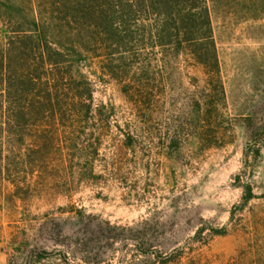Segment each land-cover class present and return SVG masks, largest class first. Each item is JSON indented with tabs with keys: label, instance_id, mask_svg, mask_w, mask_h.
<instances>
[{
	"label": "trees",
	"instance_id": "16d2710c",
	"mask_svg": "<svg viewBox=\"0 0 264 264\" xmlns=\"http://www.w3.org/2000/svg\"><path fill=\"white\" fill-rule=\"evenodd\" d=\"M209 1L0 0V187L10 186L8 199L68 198L78 186L119 181L121 154L141 139L170 138L167 148L179 149L193 134L212 146L226 94ZM184 57L204 85L178 116L162 106ZM91 74L118 84L123 115L95 103ZM239 186L234 226L232 211L228 225L205 235L201 225L171 246L156 242L149 219L121 225L66 203L59 210L78 230L37 220L57 225L61 238L50 237L52 247L16 243L19 260L8 264H264V200L251 203L252 186ZM215 236H234L236 248L214 252ZM73 246L90 254L78 257Z\"/></svg>",
	"mask_w": 264,
	"mask_h": 264
},
{
	"label": "rangeland",
	"instance_id": "374dc122",
	"mask_svg": "<svg viewBox=\"0 0 264 264\" xmlns=\"http://www.w3.org/2000/svg\"><path fill=\"white\" fill-rule=\"evenodd\" d=\"M209 5L226 94L218 128H213L207 141L212 146L200 144L193 134L181 140L179 149L167 148L170 138L141 139L139 147L121 154L119 181L78 186L68 198L36 195L15 201L8 199L11 188L5 183L0 187V264L19 260L16 243L52 247L50 237L61 238L57 225L42 227L37 220L69 222L71 235L78 230L59 210L70 202L116 224L135 225L149 219L156 242L171 246L185 241L201 225L207 227L204 235L208 227L228 225L232 211L234 226L241 184L249 183L258 196L251 203L264 200V0H210ZM189 63L181 58L172 71L168 90L172 101L162 107L170 108L173 115L181 116L187 96L203 91L204 75ZM91 78L95 103H111L123 115L120 106L125 100L118 84L94 74ZM215 132L222 138L216 139ZM111 150L105 151L111 154ZM210 242L214 252L230 253L236 248L234 236H215ZM77 247L70 249L78 257L90 254ZM100 249L107 250L106 246Z\"/></svg>",
	"mask_w": 264,
	"mask_h": 264
}]
</instances>
